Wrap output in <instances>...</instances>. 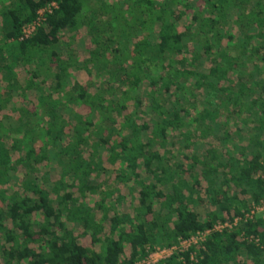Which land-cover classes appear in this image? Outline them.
Returning <instances> with one entry per match:
<instances>
[{
  "label": "trees",
  "instance_id": "trees-1",
  "mask_svg": "<svg viewBox=\"0 0 264 264\" xmlns=\"http://www.w3.org/2000/svg\"><path fill=\"white\" fill-rule=\"evenodd\" d=\"M50 1L0 10L17 56L0 58V264H135L259 203L264 98L240 99L232 72L242 49H264V0H96L101 26L88 1L53 0L20 38ZM106 59L120 66L104 85L75 79ZM242 221L158 264H264L262 217Z\"/></svg>",
  "mask_w": 264,
  "mask_h": 264
},
{
  "label": "built area",
  "instance_id": "built-area-1",
  "mask_svg": "<svg viewBox=\"0 0 264 264\" xmlns=\"http://www.w3.org/2000/svg\"><path fill=\"white\" fill-rule=\"evenodd\" d=\"M55 7H57V3L56 1L52 0L44 6L38 8L36 17L22 27V35L20 36V38L28 37L29 35H31L35 31L36 26L42 23L45 18V14L47 12H50ZM260 177L264 181V169L261 171ZM257 214H260L264 222V197L259 200V203L253 204L250 210L246 211L243 215H237L232 220H218L211 227H208L204 230H199L188 237L179 238L177 243L168 246H156L154 249L149 251L147 255L138 259L135 264H158V261L160 259L169 256L173 251L184 250L190 246L201 243L205 239L206 235L211 231L221 230L224 227L233 228L234 226L243 223L242 220L253 218V216H256ZM190 256L191 258H194L193 253H191Z\"/></svg>",
  "mask_w": 264,
  "mask_h": 264
},
{
  "label": "rangeland",
  "instance_id": "rangeland-1",
  "mask_svg": "<svg viewBox=\"0 0 264 264\" xmlns=\"http://www.w3.org/2000/svg\"><path fill=\"white\" fill-rule=\"evenodd\" d=\"M89 2V6L91 8H88V15L89 17L92 16L94 17V20L97 22L96 26H101V25H105L106 21L109 19L110 17V13H106V12H101L99 9V6L95 5L94 3L96 2V0H86ZM18 2V0H0V10L4 9V8H12L13 6L15 7L16 3ZM191 3H195L202 5V1L201 0H191ZM94 6L96 7L94 9ZM198 10V9H197ZM196 10V11H197ZM11 18L8 17H3L0 15V58L3 57V59H6V61L9 60H13L14 58H17V56H9L6 53V50H8L7 47H5L6 42H4L5 38L4 35L6 33L7 30H9V28L11 27ZM67 36V35H65ZM65 36H63L60 40V42L57 44L58 46L61 45V43L63 42ZM7 42L11 41L10 38L6 40ZM4 46V47H3ZM7 46V45H6ZM53 47H56V44L53 45ZM62 47V46H61ZM92 47V45H91ZM4 48V49H3ZM7 48V49H5ZM69 53H71L72 56H75V52L73 50H69ZM7 57V58H6ZM108 57H110L108 55ZM4 61V60H3ZM75 64V63H74ZM79 64V62H77V65ZM47 64H44V67H46ZM118 65L115 61H108V59H106L102 64L98 65L95 68V73L94 76L93 74H88L83 70H79L78 72H76L75 74V79L80 81L81 83L84 82L91 91H94L98 88L97 86V77L98 80L100 79V81L102 82L101 85H104L105 81L109 79V76L107 74V72L115 73L118 70ZM97 73H99L100 75H98ZM110 75V74H109ZM115 79V76H114ZM110 79V81H112L113 84L116 83V79ZM96 87V88H95ZM43 103H47V100H43ZM42 103V105H43ZM8 120L12 121L13 118L10 117L8 118ZM236 139V135L233 136V140ZM226 146H228V148L232 147L231 143H227ZM13 181H16V179L12 178ZM208 208L206 206H203L201 204H197L195 206V210L198 211V213L203 214Z\"/></svg>",
  "mask_w": 264,
  "mask_h": 264
},
{
  "label": "crops",
  "instance_id": "crops-1",
  "mask_svg": "<svg viewBox=\"0 0 264 264\" xmlns=\"http://www.w3.org/2000/svg\"><path fill=\"white\" fill-rule=\"evenodd\" d=\"M256 1V0H255ZM237 28L239 29V26H237ZM248 28L247 25H245L243 23L242 26H240V34L236 37V41L240 42L241 36L243 33H245V30ZM249 30V29H248ZM253 30V28H252ZM247 31V30H246ZM264 41V38L260 37V38H256L255 36L253 37V42L254 44L257 42L256 45L261 44ZM262 45V44H261ZM239 51V50H238ZM237 51V52H238ZM243 51V55L240 56V53H238V58L235 59V61L237 62V66L236 69L232 72L234 75L237 74V72H239L240 74H242V78H243V86H244V93H242L239 97L242 100H249L255 97H263L264 98V91L260 89L258 84H255L253 82L254 77L258 78V71H259V67L263 68L262 70H264V63L262 62V60L259 58L263 53H264V49H261L259 51L257 50H249V51H245V49H242ZM263 64V66H262ZM231 73V72H230ZM229 73V76H230ZM225 83H227V81L225 80ZM242 83H240V81H238V79H235V83L232 84V87H230V90L232 92V95H236L238 93V89H239V85H241ZM224 95L225 94H220V99H224ZM234 104V102L232 101V103L230 102L228 105V109L225 110L224 115L228 116L227 120L228 122H239V120H241V114L238 115L237 111V107ZM232 107H234V109H232ZM243 114V113H242ZM250 118H255L253 114L249 115ZM248 118V119H250ZM235 129V126H234Z\"/></svg>",
  "mask_w": 264,
  "mask_h": 264
}]
</instances>
